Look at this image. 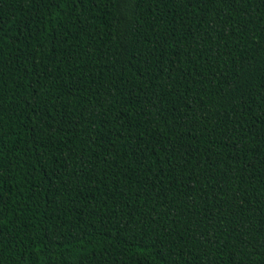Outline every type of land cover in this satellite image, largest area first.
<instances>
[{
  "label": "trees",
  "instance_id": "trees-1",
  "mask_svg": "<svg viewBox=\"0 0 264 264\" xmlns=\"http://www.w3.org/2000/svg\"><path fill=\"white\" fill-rule=\"evenodd\" d=\"M0 264H264V0H0Z\"/></svg>",
  "mask_w": 264,
  "mask_h": 264
}]
</instances>
